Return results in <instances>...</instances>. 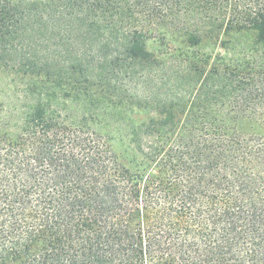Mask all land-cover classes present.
<instances>
[{"label":"trees","instance_id":"obj_1","mask_svg":"<svg viewBox=\"0 0 264 264\" xmlns=\"http://www.w3.org/2000/svg\"><path fill=\"white\" fill-rule=\"evenodd\" d=\"M8 68L57 99L0 133V264H264V0H0Z\"/></svg>","mask_w":264,"mask_h":264},{"label":"rangeland","instance_id":"obj_2","mask_svg":"<svg viewBox=\"0 0 264 264\" xmlns=\"http://www.w3.org/2000/svg\"><path fill=\"white\" fill-rule=\"evenodd\" d=\"M160 42L151 39L147 42V47L151 50H157ZM21 68L18 69H0V133L8 132L11 135H16L22 125V120L26 115L30 105L40 99L54 101L57 98H52L53 79L47 78L43 74L37 76L36 74H24ZM36 75V76H35ZM47 79V80H46ZM44 89L33 90L41 88ZM123 86L122 101L128 99V95L132 93L133 84L127 82L121 84ZM49 88L47 90L46 88ZM39 91L42 93L39 94ZM126 94V95H125ZM125 95V96H124ZM62 101V99H61ZM54 103V102H53ZM70 106V104H69ZM78 110V111H76ZM72 117L81 114V106L75 107L73 105L67 110ZM148 116L146 112H134L133 107L123 108L115 116L106 115L102 121H93V127L100 133L106 134L110 137L111 143L116 151L124 153L133 148L132 135L133 132V117L137 121L145 120ZM73 119V118H72Z\"/></svg>","mask_w":264,"mask_h":264}]
</instances>
